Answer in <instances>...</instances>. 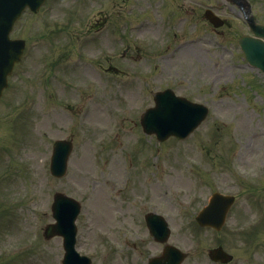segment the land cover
Masks as SVG:
<instances>
[{
	"label": "rangeland",
	"instance_id": "obj_1",
	"mask_svg": "<svg viewBox=\"0 0 264 264\" xmlns=\"http://www.w3.org/2000/svg\"><path fill=\"white\" fill-rule=\"evenodd\" d=\"M249 1L253 13L264 22V0ZM72 2L74 0H49L38 15V24L43 23L42 19L46 16L50 23L43 30L48 32L55 28L54 20L65 21L67 13L64 9ZM164 2L96 0L94 7L104 8L105 11L98 15L91 11L86 17H89L87 26L74 20L71 26L45 35L53 38L52 34L57 33L58 39H54V43L49 45L44 39L37 40V46L31 49L34 52L32 58H28L27 65L18 72V80L26 79L28 74L34 75L42 60L47 59L46 54L69 57L70 46L77 38L68 37L83 34L91 23L99 25L94 34H99L101 38L92 44L90 49L93 54L87 52L89 64L82 68V61L75 58L77 69L73 81L81 85L80 103L84 116L73 119L74 111L70 107L65 108L63 113L60 108L46 106L58 100L67 103L71 97L67 91L60 90L57 83L29 84L37 104L41 105L45 100L43 104L46 108L42 115L36 110L30 122L29 139L23 146L25 149L18 150L14 157L24 166L10 165V179L13 171L18 169L14 179L11 182L0 181V213L2 218L5 215L0 221L1 252L5 249L12 254L13 248L30 240V252L20 255L19 261L27 262L29 254L37 246V258L31 264H61V238L45 240L40 237L45 224L52 221L49 206L54 191H63L80 201L81 210L76 219L77 248L93 256L92 264H136L132 250L126 262L119 261L116 256L120 252L123 255L128 249L122 248L124 243L118 244L124 237L125 223L111 215L115 200H151L152 204L163 200L166 206L168 200H206L212 190L218 189L236 191L238 200H248L246 186L252 193L262 195L257 196L258 200H264V107L256 100V93L240 90H247V84L252 79L262 93L264 76L256 69L250 70L235 42V37L245 32L246 28L236 9L223 0ZM90 5V0L81 1L79 8L85 11ZM206 5L226 17L228 23L213 30L202 16ZM131 7L141 14H148L142 18L137 16V19L140 18L138 21L146 25L141 33L129 30L125 24L128 20L124 13ZM163 7L170 20L165 17ZM176 11L177 15L171 19ZM230 11L233 15L228 14ZM85 14L86 11L70 13L81 21ZM93 31L87 33L92 34ZM114 34L124 38H112ZM139 34L143 36L135 38ZM202 34L206 38H190L201 37ZM130 35L133 38H129ZM169 42H183V45L175 50ZM79 44L80 40L76 46ZM117 51L121 52V59L124 56L133 59L134 52L142 53L144 62L138 63V66L144 71L137 70V73L130 72L118 78L104 73L103 67L114 64L115 59L110 58ZM167 52L169 55L160 58ZM149 67L154 68L153 72L146 71ZM124 78L131 79V83L121 85ZM15 82V78H11L0 108L1 124H4L0 126V159L5 154L2 145L15 134L10 133L14 131L11 126L18 112L14 103L11 104L17 99ZM141 85L147 90L140 88ZM163 87H174L177 93L213 105L208 121L183 140L170 139L159 143L154 136L145 135L138 123L140 112L152 103V93ZM89 97H94L96 103L83 102V98ZM23 122L15 121L17 135L14 146L6 147L7 154L13 153L14 147L22 145L27 137L29 128L24 126V131ZM71 133L77 137L68 172L60 179L53 178L48 170L50 142ZM138 149L145 152L142 154ZM142 155L144 157H140ZM10 160L12 158L8 157V162ZM2 163L3 160L0 168ZM184 169H187L186 173ZM1 200H6V203ZM11 202L14 206L9 207ZM262 209L260 212L259 208L247 205L246 209L242 208V213L256 223L264 219V205ZM4 221L12 223L13 229H5ZM127 223L139 224L137 229H143L140 221ZM183 223L184 219L176 221L181 232L188 237L189 230L182 227ZM263 227L264 224L258 225V229ZM34 238L40 240V244ZM236 240L233 237L230 241L234 245L249 246L245 250L253 251V245L264 246V230L259 235L248 234ZM245 250L240 254L253 259L247 264H259V257L264 256V253L256 251V254H249ZM1 252L0 264H8L7 255Z\"/></svg>",
	"mask_w": 264,
	"mask_h": 264
},
{
	"label": "water",
	"instance_id": "obj_2",
	"mask_svg": "<svg viewBox=\"0 0 264 264\" xmlns=\"http://www.w3.org/2000/svg\"><path fill=\"white\" fill-rule=\"evenodd\" d=\"M32 1L33 0H1V2L3 4H5L7 7L10 6L11 7V10L16 9L21 4L31 3ZM34 1H36V0H34ZM262 30H264V28H262ZM240 43H241V46H242V48H243V50H244V52L246 54V57L251 62H253V63H255V64L259 65V66H261V60L264 63V45H262V44H260L258 42H255V41L247 40L245 38H243L240 41ZM7 49H8L7 47H5V46H3V45L0 44V56L1 55H4L7 52ZM11 52H12V58H11V61H10L9 65H8V68L7 69L10 68L11 64L16 59L15 51L14 50L13 51L11 50ZM7 61H8L7 58H2V59L0 58V79H1V75L3 73V69L7 65ZM167 116H173V115H166L165 114V117H167ZM163 122H164V120H163ZM143 123L145 124L144 121H143ZM48 231H55V226H50L48 228Z\"/></svg>",
	"mask_w": 264,
	"mask_h": 264
},
{
	"label": "flooded vegetation",
	"instance_id": "obj_3",
	"mask_svg": "<svg viewBox=\"0 0 264 264\" xmlns=\"http://www.w3.org/2000/svg\"><path fill=\"white\" fill-rule=\"evenodd\" d=\"M213 264H220L219 262H215V263H213Z\"/></svg>",
	"mask_w": 264,
	"mask_h": 264
}]
</instances>
